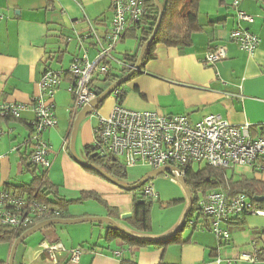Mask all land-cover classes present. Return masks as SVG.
Here are the masks:
<instances>
[{
    "label": "crops",
    "instance_id": "crops-1",
    "mask_svg": "<svg viewBox=\"0 0 264 264\" xmlns=\"http://www.w3.org/2000/svg\"><path fill=\"white\" fill-rule=\"evenodd\" d=\"M234 2L200 0L198 24L201 28L192 34V43L187 47L157 44L156 57L147 61L142 71L122 86V104L139 111L186 114L192 121L218 114L233 125L250 124L252 134L257 136L264 124V0H238L237 7ZM237 9L255 16L253 23H240L260 37V44L253 54L241 50L229 39L231 31L239 25ZM0 13L3 15L0 19V104L31 103L40 93V79L47 68L67 70L75 57L85 54L91 60L95 59L96 43L92 38L84 39L83 35L90 32L91 26L102 35L113 16L110 0H0ZM127 37L113 50L115 57L123 56L116 52ZM221 44L227 47V58L212 66L204 64L207 51ZM128 51L133 54L138 49ZM64 81L68 87V77ZM62 91L61 85L55 96L57 124L43 135L52 145L49 157L53 163L48 179L66 200L80 198L83 191L97 192L109 206L117 209L120 218L114 219L131 230L122 215L132 213L133 194L86 170L71 153L73 100L68 109L63 108ZM115 102L116 97L112 96L111 108L99 109L93 117L81 123L77 136L81 157L86 159L85 147L93 144L94 127L99 116L109 115ZM33 118L32 111L23 112L18 119L0 115V131H3L0 136V177L12 189L31 184L33 171L37 169L34 165L26 167L31 153L28 139ZM24 159H28L26 164ZM145 166L126 167L125 181L130 184L139 181L150 172L143 169ZM232 170L234 179L244 176L264 181V168L242 166L238 171L237 167ZM152 182L158 193L155 200L160 205L155 211L152 209V229L143 236L162 238L180 225L188 198L184 188L165 175ZM168 202L171 204L167 205ZM73 205L69 211L74 218L90 214L108 215L107 208L100 204L105 209L96 206L92 212ZM257 206L261 211L264 209ZM240 221L243 223L238 224ZM64 226L47 227L37 233L33 243L28 241L31 252L27 264H52L47 260V253L42 252L44 241H59L64 245L65 251L58 256L60 264H121L123 259L138 264H158L161 261L175 264H264V234H261L264 215L247 213L229 223L231 240L224 244L210 229L194 227L188 222L180 241L166 248L130 246L121 239L106 242L105 223L77 229ZM11 246L10 243L0 244V261L8 262ZM78 246L84 250L79 262L74 263L70 261V250ZM241 252H258V256L255 261L240 260Z\"/></svg>",
    "mask_w": 264,
    "mask_h": 264
},
{
    "label": "built area",
    "instance_id": "built-area-1",
    "mask_svg": "<svg viewBox=\"0 0 264 264\" xmlns=\"http://www.w3.org/2000/svg\"><path fill=\"white\" fill-rule=\"evenodd\" d=\"M234 5L237 7L238 0ZM113 16L110 25L101 35L91 26L84 39L92 38L96 43L97 55L91 60L87 54L75 57L67 70L47 68L40 79V93L31 103H1L0 115L20 118L25 111H32V131L28 139L31 146L29 161L38 169L41 178L40 188L45 187L52 159V145L44 138V132L57 124L55 114V96L65 77L69 79L68 91L72 94L73 122L77 114L96 98L92 81L106 76L111 64L120 67L126 64L113 55L117 44L132 30L141 29L152 7L147 0H110ZM239 25L234 28L229 39L238 47L253 54L260 44V37L241 22L253 23L255 16L237 9ZM3 15L0 13V19ZM225 45L209 49L204 64L215 65L227 58ZM123 89L113 92L115 105L108 116H99L94 127V149L100 157H112L125 167L147 165L152 170L164 166H176L185 176L188 166L195 164L211 165L218 168H235L251 166L264 168V124L260 126L257 136L252 134L251 125H233L218 114H210L199 121H192L186 114L165 115L157 111H139L125 107L119 96ZM3 131H0V136ZM167 177L174 180L171 173ZM144 194L157 199L158 193L152 180L144 187ZM197 197L200 220L206 218L207 227L218 237L220 242L230 241L231 232L227 225L239 216L247 213H259L257 204L244 192L230 193L222 188L203 192L201 200ZM60 211L40 201L28 193L10 189L0 177V224L13 230L14 237L24 228L41 221L55 218ZM57 218V217H56ZM196 217L189 219L190 224ZM13 244V242H12ZM42 252L47 253V260L60 264L58 256L65 251L59 241L42 242ZM83 247L70 250V261L78 263ZM258 252H241L240 260L255 261Z\"/></svg>",
    "mask_w": 264,
    "mask_h": 264
},
{
    "label": "trees",
    "instance_id": "trees-1",
    "mask_svg": "<svg viewBox=\"0 0 264 264\" xmlns=\"http://www.w3.org/2000/svg\"><path fill=\"white\" fill-rule=\"evenodd\" d=\"M200 0H165L164 4V13L161 19L160 26L156 33V36L152 43L150 44L147 52L144 56V60L142 63V67L140 70H137L128 80L132 77L136 76L142 71L145 63L156 57L155 47L157 44H163L165 46H176V47H187L192 43V34L201 28L198 24V4ZM149 6L152 7V12L145 19V25L141 28V35H139L138 29H134L130 31L127 35L128 37H132L138 40L139 47L138 51L135 53L125 52L120 60H122L126 66L120 67L121 75L115 73L117 67H114L113 64L110 66L109 73L104 76L103 79L98 77L92 81V85L95 90H104L98 84L97 81H102L107 83V86H110L112 83L117 81L119 78L123 77L125 74L131 71L137 62L139 51L144 45V43L150 38L152 35L154 28L159 19L160 10L153 0H147ZM113 69H115L113 71ZM127 80V81H128ZM126 81V82H127ZM125 82V83H126ZM122 85L119 88H122ZM124 92V91H123ZM123 95H120L118 98L122 101ZM104 102V101H103ZM103 102L98 105V107L93 111H97ZM9 118L11 116H8ZM17 119V118H15ZM73 126V124H72ZM32 129V126L30 125ZM86 151V159L103 167L108 173L112 174L114 177L118 179L125 180L127 178V171L125 165L120 163L118 160H115L112 157L102 158L98 154L95 153L94 145H87L85 147ZM28 159H24L26 164ZM32 163L29 161V165L26 167H31ZM85 167V166H84ZM86 170L100 175L97 171L92 168L85 167ZM34 178L31 184L23 185L20 187H14L12 189L15 191L16 189H23L21 193H28L38 198L40 201H43L60 211V214L56 216L57 218H74V216L70 213L69 208L70 205L74 203H84L85 201L94 200L98 204L107 208L108 216L119 219L120 215L117 212L115 207H111L107 204L105 200H103L100 195L95 191H83L81 193V197L75 200H66L64 197H61L58 188L53 185L49 179L47 178L45 181V187L40 188L41 178L38 174V169L33 171ZM101 176V175H100ZM103 177V176H101ZM105 178V177H103ZM185 178L186 184L191 192L194 194L195 202L193 204L192 210L187 214L184 226L177 228L173 233L166 237L157 238V239H149L143 240L132 236L128 233H125L118 228L107 224V234L105 236L106 242H111L114 239H121L125 244L130 246H157L160 248H166L169 244L176 243L180 241V235L183 229L188 225L189 219L194 217V210L198 211L197 207V194L198 192H206L210 189L214 188H222L230 193H246L257 205L261 208H264V200L257 202L255 200L256 196H264V181L249 179L247 177H241L239 179H234L231 175H229L226 168H218L213 167L211 165H205L200 167L199 169H194L193 166H188L185 170ZM143 185L140 188H136L133 190H126L133 194V210L132 216L127 219H123L124 223L132 230L133 233L143 236L145 234H149L152 229V209L154 204V199L148 197L144 194ZM55 217V218H56ZM196 222L193 224L194 227L201 226L200 222H205L207 225L209 220L203 218L200 220L201 216L199 213L196 214ZM243 221H240L238 224H242ZM36 225V224H34ZM32 226L22 229L15 237L13 230L8 228L7 226L0 224V244L14 242L18 237H20L25 231L30 229ZM56 226V225H53ZM202 227V226H201ZM207 229V227H202ZM261 234H264V228L261 230ZM230 241H224V243H229ZM0 264H8L6 261H0ZM121 264H138L137 262L123 259ZM158 264H175V263H166L164 261L159 262Z\"/></svg>",
    "mask_w": 264,
    "mask_h": 264
},
{
    "label": "water",
    "instance_id": "water-1",
    "mask_svg": "<svg viewBox=\"0 0 264 264\" xmlns=\"http://www.w3.org/2000/svg\"><path fill=\"white\" fill-rule=\"evenodd\" d=\"M153 1L160 10L159 19L157 21V24L154 28L152 35L150 36V38L144 43V45L140 49L137 62L135 63L134 67L131 69L130 72L125 74L123 77L119 78L117 81L112 83L106 89L96 90V98H94L88 105H86L77 114V116L73 122V128H72L71 137H70V150H71L73 157L80 164H82L85 167H89V168L94 169L101 176L105 177L108 181H110V182L116 184L117 186H119L120 188H122L124 190H128V191L136 189V188H140L143 185H145L148 181L153 180L154 178H156L160 175L166 176V174L171 173L172 176L174 177V180L177 181L184 188L186 195H187V198H188V207L185 211L184 217H183L180 225L178 226V228H180V227L184 226L186 216L193 208V204L195 202V197H194V194L191 192V190L188 188V186L186 184V178L182 174V171L179 168H177L176 166H164V167H161L159 169H154V170H151L150 172H148L146 175H144L136 183L130 184V183L125 182L124 180H121V179H118L117 177H114L112 174L108 173L103 167L89 162L87 159L81 157L76 151V140H77L79 127H80L82 121L86 117L91 115L93 113V111L98 107V105H100L107 97H109L115 91V89H117L120 85L125 83L137 70L141 69L142 63L144 60V56L147 52V49L149 48L150 44L152 43V41L154 40V38L156 36V33L158 31V28L160 26L161 19H162L163 13H164V4L161 3L159 0H153ZM255 200L257 202H260V201L264 200V196H256ZM131 216H132V213H126V214L122 215V219H127V218H130ZM83 222H90V223H97V224H103V223L110 224V225L118 228L119 230H121L125 233H128L132 236H135V237L143 239V240L144 239L145 240L157 239V238L150 237V236L137 235V234L133 233L131 230H129L128 228L124 227L122 224H120L114 218H112L108 215L107 216H97V217H81V218L78 217V218H69V219L52 218V219L44 220V221L37 223L36 225H34L33 227H31L30 229L25 231L20 237H18L13 242V244L11 246V250H10L8 264H14L15 256H16V252H17L18 247L31 235H33V234H35V233H37V232H39V231H41L47 227L53 226V225H70V224H79V223H83Z\"/></svg>",
    "mask_w": 264,
    "mask_h": 264
},
{
    "label": "rangeland",
    "instance_id": "rangeland-1",
    "mask_svg": "<svg viewBox=\"0 0 264 264\" xmlns=\"http://www.w3.org/2000/svg\"><path fill=\"white\" fill-rule=\"evenodd\" d=\"M161 3H164L165 2V0H159ZM139 31V35H141V29H139L138 30ZM138 47H139V43H138V40L137 39H135V38H132V37H127V39L125 40V41H123V43L119 46V48H118V50H117V52H116V54H120L121 56L125 53V52H129L128 50H137L138 49ZM113 66L114 67H117V69L115 70V69H113V71L115 70V73H117V74H119V75H121L122 73H121V71H120V67L118 66V65H116L115 63L113 64ZM104 77H101V79H103ZM97 84L102 88V89H106L108 86H107V83H105V82H102V81H97ZM67 86V83H66V81H63L62 82V106H63V108H69L70 107V102L73 100V97H72V94L68 91V88L66 87ZM112 96H114L113 95V93L109 96V97H107L105 100H104V102H103V104L101 105V107L99 108V109H102V108H104V109H106V108H111L112 107V104L110 103V99L112 98ZM99 109L97 110V111H99ZM105 116H108V114L107 115H104V117ZM90 117H93V113L91 114V115H89L88 117H86L83 121H85L86 119H89ZM82 121V122H83ZM80 128V127H79ZM80 130V129H79ZM78 136V135H77ZM78 143H77V140H76V151H77V153L79 154L80 152H79V150H78ZM80 155V154H79ZM206 164L205 163H203V164H195V165H193V167H194V169H199L200 167H203V166H205ZM140 167L141 166H139V167H137V169H140ZM237 167V171L238 170H240L241 169V167L242 166H236ZM247 167V166H246ZM249 167H251V166H249ZM142 169V168H141ZM144 170H152L149 166H145V168H143ZM236 170V169H235ZM227 171H228V173H229V175H231L232 174V168H229V169H227ZM159 178H164V175H160V176H158ZM236 177H238L237 175H236ZM126 180V179H125ZM124 180V181H125ZM125 182H127V181H125ZM202 194H203V192H198V194H197V197L198 198H200L199 200H201V198H202ZM167 205L168 204H171V202H168V203H166ZM176 204V203H175ZM197 204H198V202H197ZM94 205V206H93ZM159 202H157V200H155L154 201V204H153V210L155 211L156 209H158V207H159ZM74 207L75 206H77V207H84V209L86 210L87 209V211H89V212H92V210H94L95 209V207L96 206H99V204H97L96 202H94V204L93 203H91V204H89V203H85V204H77V203H74V205H73ZM100 208H103V207H101V206H99ZM103 209H105V208H103ZM198 213V211L197 210H194V212H193V216H196V214ZM87 214H90V213H87ZM253 214H258V215H264V209H262V211L261 212H259V213H253ZM82 217H97V216H95V215H93V214H90V215H82ZM81 218V217H80ZM92 224H95V223H90V222H83V223H79V224H70V225H65L64 227H66V228H69V229H77V228H80V227H84L85 225H88V226H90V225H92ZM38 233V232H37ZM37 233H35V234H33V235H31L30 237H28L19 247H18V249H17V252H16V256H15V262H14V264H27V258H28V256H29V254H30V252H31V248L29 247V245H28V241L29 242H31V243H33L34 242V238L36 237V235H37ZM30 243V244H31Z\"/></svg>",
    "mask_w": 264,
    "mask_h": 264
}]
</instances>
